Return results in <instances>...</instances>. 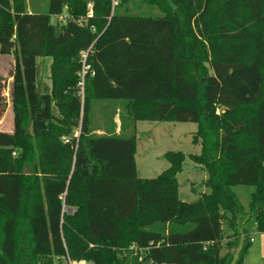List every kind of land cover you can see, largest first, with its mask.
Segmentation results:
<instances>
[{
    "label": "trees",
    "instance_id": "obj_1",
    "mask_svg": "<svg viewBox=\"0 0 264 264\" xmlns=\"http://www.w3.org/2000/svg\"><path fill=\"white\" fill-rule=\"evenodd\" d=\"M132 1L49 0L41 12L0 0V54L15 57L14 130H0V264H245L242 222L264 233V0H143L162 16L131 14ZM39 57L52 59L48 91ZM103 100L124 101L135 122L196 123L201 152L190 158L209 191L179 198L180 151L140 178L136 135L93 128ZM237 185L255 187L248 209Z\"/></svg>",
    "mask_w": 264,
    "mask_h": 264
},
{
    "label": "rangeland",
    "instance_id": "obj_2",
    "mask_svg": "<svg viewBox=\"0 0 264 264\" xmlns=\"http://www.w3.org/2000/svg\"><path fill=\"white\" fill-rule=\"evenodd\" d=\"M49 0H28V7L31 11L46 12L48 10ZM130 12L142 16H162V12L156 6H148L143 0H133L131 2ZM89 17L90 9L87 7ZM66 13L63 18H66ZM57 17L53 18V22ZM38 72L37 79L41 90H50V66L52 59L50 57H39L37 59ZM15 57L13 54H0V81H1V99H0V130L13 132L14 130V112H13V72ZM88 66L82 58L81 70L79 72L80 82H83L84 72ZM77 90L80 95L83 93V85L78 84ZM3 99V100H2ZM55 113L60 115L58 109ZM117 121L127 129L124 130V136L130 137L134 133L137 139V173L140 178H155L170 166V162L165 158V154L171 151L183 152L186 155L183 171L178 175L179 178V198L183 201L193 202L198 196L192 190V186L201 185L207 179V173L203 166L195 163L190 155L200 154L201 145L193 142V137L197 131V124L194 122H150L134 121L124 109V101L121 100H103L95 102L92 113V125L96 131H112L114 122ZM79 127H75L74 135L79 133ZM203 192L209 190L201 187ZM234 191L238 194L243 206L248 209L251 202V195L255 191L254 186L237 185ZM242 228L250 231L253 239L249 252L245 259V264H262L264 262V233L256 230L254 219H248L242 222ZM229 233V232H228ZM228 237L224 242L232 240ZM226 248H224V252ZM236 253V250H233Z\"/></svg>",
    "mask_w": 264,
    "mask_h": 264
},
{
    "label": "built area",
    "instance_id": "obj_3",
    "mask_svg": "<svg viewBox=\"0 0 264 264\" xmlns=\"http://www.w3.org/2000/svg\"><path fill=\"white\" fill-rule=\"evenodd\" d=\"M92 7H93L92 3H89L88 4V8L90 9L89 17L93 16ZM60 19H63L64 20L65 17L63 18V16H60ZM87 56H88V52H86V53L83 54L82 58L84 59V61H86ZM84 74H85V72H84ZM80 84H82L83 87H84V76H83V82H80ZM68 141H69L68 139L65 140V142H68ZM251 241H253L252 238H251ZM61 264H90V263H88L85 260H79V261L73 260V259L70 258L69 255H66V256L62 257V263Z\"/></svg>",
    "mask_w": 264,
    "mask_h": 264
},
{
    "label": "crops",
    "instance_id": "obj_4",
    "mask_svg": "<svg viewBox=\"0 0 264 264\" xmlns=\"http://www.w3.org/2000/svg\"><path fill=\"white\" fill-rule=\"evenodd\" d=\"M124 130H127L126 128H124ZM97 133L98 134H103L104 133V131H100V133H99V131H97ZM115 133L116 134H120V133H124V131H121V124L120 123H118L117 121H115ZM137 155V154H136ZM136 164H137V158H136ZM256 226V225H255ZM250 237H251V235H250ZM252 238V237H251ZM263 248H264V245H263ZM262 264H264V262L262 263Z\"/></svg>",
    "mask_w": 264,
    "mask_h": 264
}]
</instances>
